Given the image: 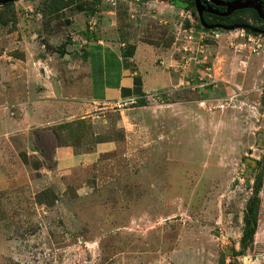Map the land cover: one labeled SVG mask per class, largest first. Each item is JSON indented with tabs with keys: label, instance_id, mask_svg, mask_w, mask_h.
I'll list each match as a JSON object with an SVG mask.
<instances>
[{
	"label": "rangeland",
	"instance_id": "rangeland-1",
	"mask_svg": "<svg viewBox=\"0 0 264 264\" xmlns=\"http://www.w3.org/2000/svg\"><path fill=\"white\" fill-rule=\"evenodd\" d=\"M50 1L0 5V37L18 28L57 56V41L91 23L131 29L187 64L160 101L98 108L94 122L71 129L44 126L32 131L37 152L21 136L17 149H0V264H264V56L235 48L241 28L201 41L186 0H74L54 10ZM238 16L262 24L252 11ZM190 27L210 59L181 51ZM115 140L94 163L58 170L55 145ZM250 202L255 232L244 244Z\"/></svg>",
	"mask_w": 264,
	"mask_h": 264
},
{
	"label": "crops",
	"instance_id": "crops-1",
	"mask_svg": "<svg viewBox=\"0 0 264 264\" xmlns=\"http://www.w3.org/2000/svg\"><path fill=\"white\" fill-rule=\"evenodd\" d=\"M83 29L84 25L67 41L62 40V44L57 41V56L45 49V42L31 41L27 31L17 28L10 32V38L0 37V149H17V137L21 136L25 149L37 152L33 148L38 139L32 131L36 134V130L43 131L42 127L47 125L87 118L94 122V110L101 108L98 104L101 101L138 97L149 91L176 90L180 84H177L181 71L178 65L187 64L186 60L181 61L185 57L179 59L172 51L170 57H165L169 51L162 49L163 45L134 34L131 29L113 31L112 27L109 31L106 27L94 31L91 23ZM69 44L73 49L67 56ZM192 44L195 48L196 43ZM65 45L66 52L62 54ZM202 46L198 54L210 49ZM173 51L179 54L182 50ZM196 53L193 49L189 54ZM202 54L206 56L204 60L207 55L210 59L209 54ZM259 56H264V52ZM165 62L166 65L161 64ZM240 63L245 62L241 59ZM208 67L207 64L204 70ZM112 144L116 146L118 142H98L89 149L72 142L57 144L53 151L58 170L65 172L94 163Z\"/></svg>",
	"mask_w": 264,
	"mask_h": 264
},
{
	"label": "built area",
	"instance_id": "built-area-1",
	"mask_svg": "<svg viewBox=\"0 0 264 264\" xmlns=\"http://www.w3.org/2000/svg\"><path fill=\"white\" fill-rule=\"evenodd\" d=\"M109 2L113 3L115 0H108ZM192 22V21H191ZM194 25V24H193ZM194 27H196L194 25ZM194 27H190L189 30H185L186 36L183 41H181V50L186 52L187 54L192 53L193 49H196L198 54V51L203 47L200 43L195 42L194 38ZM241 28V29H240ZM240 31L237 32V36L239 37V42L235 44V48H237L239 51H248L250 54H260L264 52V34L263 33H254L251 31H248L244 27H240ZM238 29V30H239ZM201 34V41H205V39L210 40H217L221 34L222 31L219 29H212L210 31H203L198 30ZM188 41V42H185ZM193 42L196 43L195 48L189 47L190 44ZM200 53H204L200 52ZM202 55V54H201ZM194 56V55H192ZM210 77V76H209ZM204 84H199V86L202 85H208L213 83V80L210 78L209 81L203 82ZM165 95L163 91H153V92H146L145 94L138 96V97H125L120 98L116 100H104L99 102V106L104 109H111L113 111H122L125 109H129L141 104L146 105V103H155L157 100H161L162 96ZM227 102H220L217 104V106L221 109H224L227 106Z\"/></svg>",
	"mask_w": 264,
	"mask_h": 264
},
{
	"label": "trees",
	"instance_id": "trees-1",
	"mask_svg": "<svg viewBox=\"0 0 264 264\" xmlns=\"http://www.w3.org/2000/svg\"><path fill=\"white\" fill-rule=\"evenodd\" d=\"M263 3H264V0H262ZM14 1H8V2H5V3H1L0 2V5H3L4 7H10L12 4H13ZM74 0H62V1H59V0H51L49 5L53 8V10L55 8H62L63 6H68L70 5L71 3H73ZM175 3H180L178 1H175ZM84 6L83 3H80L79 7L82 8ZM184 6H188L189 8H193L194 11L195 10V3H194V0H186V2L184 3ZM247 11H252V14L256 17L257 20L259 21H263L264 22V19H262L257 11L255 9H252V8H245V9H238L236 11H234L232 14L228 15V16H225V17H220L221 20H222V24L219 23L220 25H225V26H229V25H241L243 26L244 24H246V29L248 31H251V32H254V33H259L260 31H253L252 29H250V26H253L250 24V22H248L247 19L241 17V16H238V14L240 13H245ZM197 14V13H196ZM197 18L198 15L196 16ZM204 18L206 20V22L208 24H215L217 25L219 18L216 16V15H212L211 13H204ZM197 27H198V30H203V31H210L212 29L210 28H206L204 27L201 22L199 21L198 24H197ZM260 27L264 28V26H261ZM215 29H219L221 31H223L224 29L223 28H215ZM261 32H264V31H261ZM66 52V45L62 48L61 50V53L64 54ZM73 123V122H72ZM64 127L68 128V129H71V122H68V123H64V125L62 126H59L61 129ZM60 129V130H61ZM59 134H60V131H59ZM62 136V135H61ZM60 136V139H64ZM66 143V142H64ZM255 210H256V203L255 202H250V204L248 205V210H247V214H246V227H245V231H244V238H243V243L246 244L247 241H250L253 237V234H254V230H255V227H254V223L256 222V213H255Z\"/></svg>",
	"mask_w": 264,
	"mask_h": 264
},
{
	"label": "water",
	"instance_id": "water-1",
	"mask_svg": "<svg viewBox=\"0 0 264 264\" xmlns=\"http://www.w3.org/2000/svg\"><path fill=\"white\" fill-rule=\"evenodd\" d=\"M8 1H15V0H0L1 3H5V2H8ZM215 1L214 3L216 4H223L225 6H227V9L224 11V12H219L218 10H215L214 8H207V10L209 12H212V13H217V14H220V15H223V16H228L230 14H232L235 10H238V9H245V8H252V9H255L258 13V15L261 17V18H264V3L262 0H229V1H218V0H213ZM196 7H197V10H198V13H199V19H200V22L201 24L206 27V28H216V27H220V28H223V29H234V28H238V27H241V25H220V24H208L203 16V7H202V1L201 0H196ZM247 25L244 24L242 27H246ZM250 29H252L253 31H260L259 28L255 27V26H250ZM73 49V46L72 44H69L68 47H67V56H69L70 54V51H72Z\"/></svg>",
	"mask_w": 264,
	"mask_h": 264
},
{
	"label": "flooded vegetation",
	"instance_id": "flooded-vegetation-1",
	"mask_svg": "<svg viewBox=\"0 0 264 264\" xmlns=\"http://www.w3.org/2000/svg\"><path fill=\"white\" fill-rule=\"evenodd\" d=\"M202 1V7H203V16H204V13H211L212 15H216L218 18H219V20L218 21H216V22H218V24L219 23H221L222 22V20H221V18L220 17H225V16H223V15H220V14H217V13H212V12H209L208 10H207V8H209V7H211V8H214L215 10H218L219 12H224L226 9H227V6H225V5H223V4H216V3H214L215 1H213V0H201ZM219 1V0H218ZM220 1H229V0H220ZM186 2V1H185ZM194 3H195V10H196V12H197V15H199V13H198V10H197V7H196V5H197V3H196V0H194ZM190 9V8H189ZM236 11V10H235ZM262 19H264V18H262ZM222 24V23H221ZM260 25L261 26H264V22L262 21V24H259L258 26H257V28H259L261 31H264V28L262 27H260Z\"/></svg>",
	"mask_w": 264,
	"mask_h": 264
},
{
	"label": "clouds",
	"instance_id": "clouds-1",
	"mask_svg": "<svg viewBox=\"0 0 264 264\" xmlns=\"http://www.w3.org/2000/svg\"><path fill=\"white\" fill-rule=\"evenodd\" d=\"M198 17H199V16H198ZM198 21H200L199 18H198ZM197 24H198V23H197ZM197 24H196L195 26H197ZM241 27H242V26H241ZM216 28H220V27H216ZM238 28H240V27H238ZM244 28H246V27H244ZM214 29H215V28H214ZM235 29H237V28H235ZM225 30H228V29H224L223 31L226 32ZM223 31H222V32H223ZM228 31H229V30H228ZM259 33H263V34H264V32H261V31H260ZM244 51H245V50H244ZM247 52H248V51H247ZM248 53H249V52H248Z\"/></svg>",
	"mask_w": 264,
	"mask_h": 264
}]
</instances>
